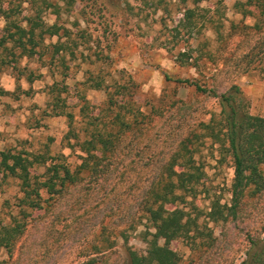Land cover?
<instances>
[{"label": "trees", "instance_id": "1", "mask_svg": "<svg viewBox=\"0 0 264 264\" xmlns=\"http://www.w3.org/2000/svg\"><path fill=\"white\" fill-rule=\"evenodd\" d=\"M104 8L101 0H0V72L17 68L23 58L43 63L52 76L45 92L47 104L54 116L66 119L68 131L62 142L72 152H79L80 161L72 168L66 156L52 154L48 145L39 152L0 150V178L15 180L20 194L0 217V264H9L1 253L11 258L32 222L41 214H54L57 203L78 189L84 191L77 200L79 208L67 210L61 220L57 214L56 222L65 227L82 219L76 213L89 214L82 205L93 198L105 209L103 221L107 224L102 221L92 226L94 239L75 264H109L118 238L123 241V264L219 263L210 261L220 251L214 226L244 223L247 208L264 195V117L250 113L239 86L232 84L217 93L197 79L165 77L217 100L220 110L208 121L190 123L185 118L188 102L177 98V88L158 98L156 107L138 102L139 86L133 78L124 70L111 71L109 53L119 34L110 20H104ZM233 9L241 20L230 24L240 35L228 61L203 36L205 29H211L216 44L223 43L222 20L207 17L209 9L197 5L183 9L176 25L167 29L169 39L153 41L158 40V47L171 54L178 66L198 75L230 61L235 62L237 73L264 71V0H236ZM47 14L53 17L52 23L46 21ZM247 17L253 24H243ZM96 18L100 20V28L94 29L101 30L98 37L89 30ZM75 62L86 66L83 80L75 83L76 113L68 110L64 96L69 94L64 83L71 68L68 64ZM95 63L102 65L96 72L89 68ZM89 90L102 92L104 99L92 104L86 97ZM173 108L176 117L168 122L164 110ZM206 140L216 147L217 161L229 164L233 178L227 201H221L222 195L208 197L204 211L195 200L205 177L197 156ZM139 228L145 244L142 253L128 245L129 235ZM244 229L247 244L239 264H264V219L244 225L241 231ZM175 241L185 245L187 256L171 248ZM228 262L234 264L235 258Z\"/></svg>", "mask_w": 264, "mask_h": 264}, {"label": "rangeland", "instance_id": "2", "mask_svg": "<svg viewBox=\"0 0 264 264\" xmlns=\"http://www.w3.org/2000/svg\"><path fill=\"white\" fill-rule=\"evenodd\" d=\"M22 1L24 0H15L16 3ZM101 1L105 4L102 12L104 20H110L112 28L119 34L117 42L109 53L113 59L111 71L124 70L126 76L133 78L139 86L136 97L138 102L153 104L156 107L160 104L158 98L177 88V98L188 102L189 110L185 112V118L190 123L195 120L208 121L212 113H218L220 110L217 100L206 94H198L191 88H185L187 87L185 84L166 81L165 77L168 76L172 80L188 79L191 82L197 79L200 80V85L212 88L217 93L224 92L232 84L239 86L249 102L250 113L264 117V71L257 69L237 73L235 62L230 61L224 67L219 65L217 70L205 71L203 75H198L191 68L178 66L171 54L158 47L159 41H153L154 38L169 39L167 29L176 25L182 17L183 9L197 5L200 8L209 9L207 17H212L216 21L222 20L223 35L226 38L223 43L216 44V35L211 29H205L203 36L210 41L211 49L215 50L218 46L217 54L226 56L228 61L239 43L237 36L240 34L234 32L230 24L231 21L238 23L241 20V16L233 9L236 0ZM23 7L27 5L24 4ZM75 10L79 11L80 5L76 4ZM46 21L52 23L53 17L47 14ZM95 21L89 30L93 32L94 37H98L101 35V30L94 31V29L100 28V20L96 18ZM253 22L252 18L243 19L245 25H251ZM2 25L1 22L0 29ZM81 26L84 27V24L82 23ZM52 41L54 42L55 38ZM103 45H106V42H103ZM68 65L71 68L69 77L64 83L69 88V94L64 96L67 98L68 110L76 113L78 107H76L75 83L83 80V71L86 66L78 62ZM100 66H102L100 63H95L89 68L96 72ZM16 67L15 69L6 68L0 72V150L39 152L44 151L45 146L48 145L52 154L62 153L66 156L67 163L73 168L80 162L79 152H72L62 142L68 131L67 121L64 117L54 116L52 106L47 104L48 96L45 92L46 87L52 83L51 74L37 58H23ZM56 78L58 79L57 76ZM5 92L7 94H4ZM86 97L92 104L97 105L104 99V94L89 90ZM165 104L166 102L163 103ZM174 111V108L164 110L165 117L169 119L168 122L175 119ZM215 149L211 141L206 140L205 146L201 148L197 156L204 168L205 177L199 188L201 192L195 200V205L204 211L209 203L208 197L222 195L221 201H227V190L233 178V170L229 164L227 162L221 164L217 161ZM16 185L17 182L13 179L0 178V217L5 215L10 205L15 203V196L20 195ZM83 195L84 191L78 189L57 203L54 214L49 212L41 214L36 221L32 222L33 226L17 244L11 258H8L4 251L1 253V258L8 259L9 264H75L80 261L81 251L94 239L92 226L101 224L105 217V209L102 205H97L98 200L89 198V201L82 205V207L87 206L89 214H83V210L76 213L78 217L83 216L82 219L78 218L79 220L73 223L68 222L64 227L61 222H56L55 216L59 214L61 220L63 216H67V210H77L80 206L77 200L82 199ZM246 212L247 219L244 223L214 226L215 234L220 239V251L211 257L210 261L226 264L234 257V264H239L244 258L247 235L246 230L241 231V228L253 221L264 219V195L252 202ZM103 223L107 224V221ZM113 228L114 226L110 227L109 231ZM139 231L141 228L129 235L128 245L142 253L145 250V244L141 240ZM116 241L118 247L109 258V264L124 262V252L121 247L123 241L120 238ZM170 246L180 254L188 255V250L182 242L175 241Z\"/></svg>", "mask_w": 264, "mask_h": 264}]
</instances>
